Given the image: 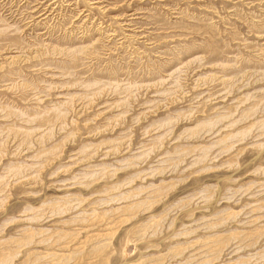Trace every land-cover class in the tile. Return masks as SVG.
<instances>
[{
  "label": "rangeland",
  "instance_id": "374dc122",
  "mask_svg": "<svg viewBox=\"0 0 264 264\" xmlns=\"http://www.w3.org/2000/svg\"><path fill=\"white\" fill-rule=\"evenodd\" d=\"M0 264H264V0H0Z\"/></svg>",
  "mask_w": 264,
  "mask_h": 264
}]
</instances>
